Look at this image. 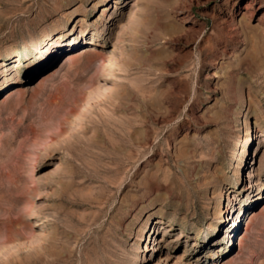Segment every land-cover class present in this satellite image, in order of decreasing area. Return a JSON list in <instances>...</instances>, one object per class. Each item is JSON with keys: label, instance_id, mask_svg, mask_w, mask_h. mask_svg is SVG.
<instances>
[{"label": "rangeland", "instance_id": "1", "mask_svg": "<svg viewBox=\"0 0 264 264\" xmlns=\"http://www.w3.org/2000/svg\"><path fill=\"white\" fill-rule=\"evenodd\" d=\"M0 264H264V0H0Z\"/></svg>", "mask_w": 264, "mask_h": 264}, {"label": "bare ground", "instance_id": "2", "mask_svg": "<svg viewBox=\"0 0 264 264\" xmlns=\"http://www.w3.org/2000/svg\"><path fill=\"white\" fill-rule=\"evenodd\" d=\"M228 209V208H227Z\"/></svg>", "mask_w": 264, "mask_h": 264}]
</instances>
